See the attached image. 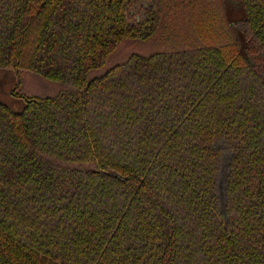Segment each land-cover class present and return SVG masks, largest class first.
Returning <instances> with one entry per match:
<instances>
[{"label":"trees","instance_id":"obj_1","mask_svg":"<svg viewBox=\"0 0 264 264\" xmlns=\"http://www.w3.org/2000/svg\"><path fill=\"white\" fill-rule=\"evenodd\" d=\"M0 69V264H264V0H0Z\"/></svg>","mask_w":264,"mask_h":264},{"label":"rangeland","instance_id":"obj_2","mask_svg":"<svg viewBox=\"0 0 264 264\" xmlns=\"http://www.w3.org/2000/svg\"><path fill=\"white\" fill-rule=\"evenodd\" d=\"M228 14L230 17L235 19L241 17L243 15V11L239 7L235 8L234 10L230 8ZM114 57L110 58L109 62L102 68V70H105L109 67ZM16 81H17V76L15 70L0 69V101L5 103L13 110L20 111L25 106V101L22 98L12 95L10 93V90L15 85ZM229 158H230V152L226 149L222 150L221 169L218 178V193L220 200L222 202L224 199L225 177H226Z\"/></svg>","mask_w":264,"mask_h":264},{"label":"water","instance_id":"obj_3","mask_svg":"<svg viewBox=\"0 0 264 264\" xmlns=\"http://www.w3.org/2000/svg\"><path fill=\"white\" fill-rule=\"evenodd\" d=\"M223 209V208H222ZM223 211H224V209H223Z\"/></svg>","mask_w":264,"mask_h":264}]
</instances>
